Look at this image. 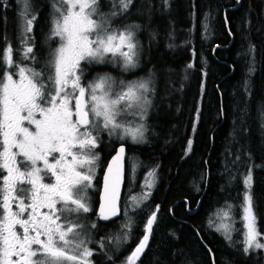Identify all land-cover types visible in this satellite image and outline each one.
I'll use <instances>...</instances> for the list:
<instances>
[{"label": "snow or ice", "instance_id": "6c2138e0", "mask_svg": "<svg viewBox=\"0 0 264 264\" xmlns=\"http://www.w3.org/2000/svg\"><path fill=\"white\" fill-rule=\"evenodd\" d=\"M133 2L110 0L111 11L104 13L99 10V0H54L51 35L59 37L60 45L46 66L47 75L15 62L10 43L0 54V264H94L95 252L88 247L91 241L85 239L79 217L91 211L87 193L93 187L100 133L142 142L149 85L147 81L117 84L108 75L85 84L81 64H104L119 58L124 69L137 67L139 25L117 29L111 23L128 13ZM22 3L18 55L23 61H35L30 41L37 14L31 11L29 0ZM129 116L134 119H121ZM124 156L121 145L107 168L100 219L119 214ZM45 176L53 182L44 183ZM149 176L153 182H146V187L150 188L155 171ZM252 184L250 168L243 177L245 191L239 205L245 253L264 249ZM131 199L138 203L137 197ZM156 211L147 219L145 234L125 264H136L148 247ZM218 215L219 223L210 220L209 226L231 241L232 232L237 231L232 206ZM128 238L126 232L117 243ZM99 247L103 250V241Z\"/></svg>", "mask_w": 264, "mask_h": 264}, {"label": "trees", "instance_id": "16d2710c", "mask_svg": "<svg viewBox=\"0 0 264 264\" xmlns=\"http://www.w3.org/2000/svg\"><path fill=\"white\" fill-rule=\"evenodd\" d=\"M1 1L0 54L10 43L16 58L22 47L18 42L21 12L16 0H8L4 10ZM154 1L153 21L146 18L152 0L137 10L143 35L150 33L145 38L149 58L145 60L163 82L166 79V92L174 98L164 100L170 108L154 124L161 137L152 138L151 147L130 148L159 169L158 184L149 200L152 209L158 208L157 219L149 246L136 264H212V253L216 264H264L263 256H241L209 226L214 210L223 208L235 199L236 191L245 189L243 177L250 168L256 215L264 226V0H240L238 9L233 8L237 0H167L160 11L158 0ZM29 2L39 20L31 40L36 42L37 52L51 10L47 0ZM106 10L111 11L110 4ZM137 12L134 7L132 13ZM169 42L172 49L166 48ZM201 56L205 57L204 70ZM252 58L253 66L250 61L247 64ZM17 62L22 64L20 59ZM245 64L251 69L249 75ZM106 68L104 71L121 75L119 68ZM234 181L236 186L231 189ZM198 185L200 195L196 193ZM199 199L200 209L191 215ZM134 216L132 239L124 245L121 259L106 255L96 264H125L145 234L149 218L144 209Z\"/></svg>", "mask_w": 264, "mask_h": 264}, {"label": "rangeland", "instance_id": "374dc122", "mask_svg": "<svg viewBox=\"0 0 264 264\" xmlns=\"http://www.w3.org/2000/svg\"><path fill=\"white\" fill-rule=\"evenodd\" d=\"M16 2H17L18 11L22 12L23 11L22 0H16ZM50 2L52 4L54 2V0H51ZM150 2H151V0H134L130 10L128 11V13H126L123 16H117V17L112 19V22H111L112 27L117 28V29H122L121 23L123 25L124 17L126 19V24L123 25V27H125L126 25H139L138 23H135L134 20L132 19V17L135 15V13H132L133 8L136 7V12H137V10L142 8L145 4H147L149 6ZM152 2H153V6H151V11L146 16V18L151 20V21L154 20V13L156 11V7L154 6L155 1L152 0ZM164 2H165V0H158L157 11H160V9L162 7V3H164ZM101 4H102V1L99 0V5H101ZM107 4H108V6L110 4V9H111L110 0H108ZM6 8H8V5L5 4L3 6V10ZM50 10L52 12V15L50 16V21L52 23L53 19L55 17V11L51 7V5H50ZM108 12H110V11L106 10L105 13H108ZM136 15L139 16L138 12L136 13ZM168 25H169V27H171L172 22L170 21V24H168ZM52 27H53V24H51V30H52ZM138 34H139V28L136 30V40L138 42V48H137L138 64H137V67L130 69V70H132V74L136 73L140 69L139 66H141V60H142L141 55L145 52L143 42L137 38ZM148 35H150V33H146L145 35H143V37L147 38ZM178 38L179 37H174V40H176ZM186 38H188V37H186ZM49 40L50 41L57 40V41H56L55 45H53V44L51 45V42H48L47 43V49H48L47 54L45 56H42L40 61L35 60V65H36L35 69L37 71H43L45 73V75H47L48 71H49L46 66L48 65V62L50 61V59L52 57L53 50H55L60 45L59 37H54L51 35V33L49 35ZM210 40H212V39H210ZM30 43L33 44L32 41H30ZM50 45H51L52 49H50ZM16 50L18 51L19 47L16 48ZM35 53H36V51H34V54ZM14 54H15V52L13 50V60L15 62H17V60L20 59L22 62L21 65L30 64L32 62V61H23L19 55H17V57H16L17 59H16L14 57ZM240 58H241V56H240ZM249 61H250L251 66H253L254 62H255L254 58H252L251 60L250 59L247 60V64L249 63ZM105 63H107L106 66L109 65V66H112L114 68H119L121 70L122 65H121L119 58H117V60L115 62H107L106 61ZM39 65L42 66L44 69L37 68ZM245 66H246V64H245ZM81 67L84 70L86 68L85 64L83 62L81 64ZM247 70H248V75H249L251 73V69L250 68L248 69V67L246 66L245 71L247 72ZM103 75L111 76L117 82V84H119V82L121 81L118 78L119 76L117 74L113 73L112 71L96 72V73H94L93 78L95 79L97 76H103ZM84 76L85 75H83V81L85 82ZM17 78L18 77H14V79H17ZM123 81L125 83L134 82V81H147L148 85H149V91L147 93V98L150 101V104L147 106L146 118L142 121V123L144 124V127H145L143 141L139 142V143H134L131 141L130 138H125V139H121V143H125L130 147H131V145H133V146L145 145V147H150V145L152 144V138H151V134H150L151 124H152V122L153 123L159 122L161 117H164L167 115V110H169V109H168V105H166L164 103V100L166 98H169L172 100L174 98V96L172 94H167V92H166V85H167L166 79L163 82L159 78L157 71H152V68L147 73H143L140 76L134 75L133 77L125 79ZM158 88L161 89V92H160L159 96L158 95L156 96L155 91ZM232 95H234V93ZM121 119L133 120L134 118L129 116L127 118L121 117ZM135 121H136V123H141L139 118H135ZM112 137H114L113 140H112ZM117 138H118L117 135L109 136L106 131L100 133V146H99V148L96 149V151L99 155V159L97 161V166L95 169V176H96L97 170L100 169V167L102 165H104V163L106 161V156L104 155L105 154V147H107V151L111 152L110 150L113 149L111 147L113 144L115 145ZM111 140L113 142H110ZM102 149H104V151H102ZM109 152H106V153H109ZM153 171H155L154 186L149 188V187H146V182H153L152 177L149 176V173H151ZM235 175H236V172H235L233 178H235ZM204 176H206V175L204 174ZM158 180H159V169L157 167H154L149 162L142 160L140 158V156L136 155L135 153H130V152L128 153V156L126 159V181H125V188H124V193H123L122 202H121L122 216L114 228L116 232L114 230H112V232L114 234H113V236H111L112 240H110L109 247L107 248V252L109 253V256L115 257L116 255H119L120 249L122 252L124 250V245H126L132 239L131 230L135 224L134 223V219H135L134 213L135 212H138V211L144 209L145 212H148L149 218H150L152 213L154 211H156L155 209H152L149 206V200L151 199L152 192L155 190V188L158 184ZM92 183H93V187L90 188V190L92 191V195L88 196V203H89V206L91 209V211L88 212V214L90 216L92 213H94V211L96 209V199H97V193L99 190V182L93 181ZM235 186H236V183L234 181L231 189H233ZM200 187H201V185H198V187L196 186L197 195H200L202 192ZM244 191H245V189L242 192L236 191L235 199L233 201H227V204H225V206L223 208H218L217 210H214V212L212 213V215L209 218V221L213 220V221H216L217 223H219V215L218 214L220 213V211L222 209H227L228 205H231L232 206V216L235 219V228L237 229V231L232 232V239H231V241L226 239L227 242L229 243V245L232 248L236 249L240 253V255L243 257H246V254L249 255V254H253V253L257 254V256L260 255V256L264 257V249H251L247 253H245L243 251L245 245L243 244L244 236H243V228H242V224H241V220H240L241 210H240L239 205L242 203ZM148 193H150V195H148ZM133 196L137 197L138 203H136V204L133 203V201L131 199ZM253 200H254V197H253ZM254 207H255V201H254ZM89 221H90V223L88 224V226L84 227L83 231L88 229V228L90 229L91 225H93V224H95V226H96L95 221H93V219H90L89 217H87V215L84 213L82 215L79 223L86 224ZM125 225H127V227H125ZM145 227H146V224L144 226V229H145ZM258 227H259V230L261 231V233H264V226H262L261 224L258 223ZM211 228L216 230L215 226H212ZM126 232L129 234L128 240L126 242L117 243V238L123 237ZM217 232L222 237H225L222 234V232H219V231H217ZM91 238H93V237L91 236ZM139 241L137 242V244L139 243ZM261 242L264 243V239H262ZM137 244L134 246L133 250L135 249Z\"/></svg>", "mask_w": 264, "mask_h": 264}, {"label": "flooded vegetation", "instance_id": "af4514ba", "mask_svg": "<svg viewBox=\"0 0 264 264\" xmlns=\"http://www.w3.org/2000/svg\"><path fill=\"white\" fill-rule=\"evenodd\" d=\"M51 0H47V2H48V4L49 5H51V2H50ZM102 1V4L101 5H99V10L101 11V12H104L105 13V9L106 8H108V4H107V2H108V0H101ZM1 2H3L4 4L5 3H8V0H2ZM155 7L157 6L156 4L154 5ZM104 8V9H103ZM52 15V12H50V16ZM133 20H134V22L135 23H138L139 24V34H138V39H140L142 42H143V46H144V50H145V52L141 55V57H142V60H141V66H139L140 67V69L136 72V73H134V74H132V70H130V69H124L123 67H121V70H120V72H121V75L119 76V79L121 80V81H123V80H125V79H128V78H131V77H133L134 75H136V76H140V75H142L143 73H147L151 68H152V71H156V69L154 68V67H152L151 65H149L148 66V64H147V60H145L146 58H148L146 55H147V53H146V51H147V49H148V46H146L147 44H146V39L143 37V34H144V31H143V26H142V24H141V20H140V17L138 16V15H134V17H133ZM39 24V20H36L35 21V23H34V26H33V32L31 33V35H32V37L33 36H35L36 35V28H37V25ZM51 24H53V23H51V21L50 20H48V26H46V32L44 33V36L42 37V39H41V49L39 50L38 49V51L34 54L35 55V60H39L40 61V59H41V57L42 56H45L46 54H47V52H48V49H47V43L48 42H51L50 40H49V35H50V33H51ZM126 24V19H125V17H124V19H123V25H125ZM45 25V24H44ZM46 35V36H45ZM33 39H35V38H33ZM56 41L57 40H54L53 42L54 43H56ZM59 41V40H58ZM53 43L51 42V45H52ZM34 45V51L36 50V42L33 44ZM51 45H50V49H52L51 48ZM203 45L204 44H202L201 46L203 47ZM7 47V46H6ZM166 48H168V49H172V46H171V42H169L168 44L166 43ZM6 48H2V50H1V54L4 52V50H5ZM217 49V48H216ZM54 51V50H53ZM38 54V55H37ZM213 55H214V52L212 53ZM203 55V54H202ZM202 58H201V67H202V69L204 70V59H205V57L204 56H201ZM148 60H149V58H148ZM30 67H33V68H35L36 67V65H35V61H32L30 64H28ZM106 65H107V63H104V64H90V65H85V70H84V77H85V82L83 81V77H82V82L83 83H85V84H87V82H90V81H92V80H94V78H93V75H94V73H96V72H104V70L105 69H107L106 68ZM188 65V64H187ZM109 66V65H108ZM146 67L147 69H145V68H143V67ZM37 68H39V69H44L42 66H38ZM160 92H161V89L160 88H158L156 91H155V93H156V96L158 95L159 96V94H160ZM168 108H170L169 106H168ZM74 119H75V117H74ZM154 124L155 123H153L152 122V124H151V127H150V134H151V138H157V137H161V133L159 132V128L158 127H156V126H154ZM117 136H118V138H117V144L115 145V148L113 149V151H111L110 153L111 154H109V156H108V158H107V153H105L104 155L106 156V161H105V163H104V165H102L101 167H100V169H98L97 170V173H96V176L94 177V180L93 181H95V182H99V190H98V193H97V199H96V209H95V211H94V213H92L91 214V216L88 214V213H85L86 215H87V217H89L90 219H93V221H95V223H96V226L93 228V227H90V229L88 228V229H86V230H82L83 231V235H84V237H85V239L86 240H89V241H91V243H89L88 244V247L89 248H91V249H93L94 250V252H95V254H94V256L91 258L93 261H94V264H96L98 261H99V258L101 257H103V256H106L107 258L109 257V253L107 252V248L109 247V242H110V240H112V238H111V236H113V232H112V230H114L115 231V226H116V224H117V222H119V220L121 219V217L119 218V219H117V220H115V221H112V222H107V223H104V222H102L101 220H100V218L98 217V208H99V203H100V193H101V190H102V181H103V175H104V171H105V169H106V166H107V163H108V161L110 160V158L114 155V153H115V151H116V149H117V147L119 146V145H121V139L119 138V134H117ZM113 138L114 137H112V140H113ZM110 141V142H113V141ZM119 142V143H118ZM109 143V142H108ZM127 145V144H126ZM152 145V144H151ZM151 145H150V147H151ZM132 147H134L133 145H131ZM145 146V145H144ZM132 147H130V146H128L127 145V156H128V153L130 152V153H135L136 154V151L134 150V151H132V150H130V148H132ZM135 148V147H134ZM136 148H137V146H136ZM137 150V149H136ZM102 151H104V149H102ZM105 151H107L106 149H105ZM153 152V151H152ZM103 155V156H104ZM136 155H138V154H136ZM141 158V157H140ZM18 159H19V157H18ZM126 159H127V157H126ZM153 160V158H151V161ZM50 162H52V158H50ZM152 162H150V164H151ZM152 165V164H151ZM157 167V166H156ZM44 183H52L53 182V179L52 178H50V177H48V176H45V178H44V181H43ZM90 195H92V191L89 189L88 190V193H87V196H90ZM200 200V199H199ZM199 200H198V202H199ZM187 202H189V201H187ZM198 202H197V204H198ZM189 205H187V207H188ZM58 207H59V205H58ZM195 209V208H194ZM190 210H191V208H190ZM194 210H192V212H193ZM192 212H190V214L191 215H193V213ZM256 212V211H255ZM83 215V214H82ZM82 215L79 217V222H80V219H81V217H82ZM156 216H157V212H156ZM90 223V221L89 222H87L86 224H82V225H84V227L85 226H88V224ZM258 223H259V220H258ZM154 225H155V223H154ZM153 225V226H154ZM84 227H83V229H84ZM17 231L19 232V231H21L20 229H19V227H17ZM116 232V231H115ZM91 236L93 237V238H91ZM96 237V238H95ZM100 241H103L104 242V248H103V250H101V248L99 247V242ZM149 246V245H148ZM143 255V254H142ZM141 255V256H142ZM247 255V254H246ZM141 256H140V258H141ZM119 258L121 259V249H120V251H119ZM13 259L15 260L16 258L15 257H13ZM140 260V259H139ZM99 263V262H98ZM137 263V262H136Z\"/></svg>", "mask_w": 264, "mask_h": 264}, {"label": "water", "instance_id": "95a60500", "mask_svg": "<svg viewBox=\"0 0 264 264\" xmlns=\"http://www.w3.org/2000/svg\"><path fill=\"white\" fill-rule=\"evenodd\" d=\"M237 2H238V5H237V6H234V7H233L234 9H238V8H240V6H241L240 0H237ZM226 12H227V10H226L225 13H224V17H225V20H226V28H227V30H229L230 28H229V22H228V20H227V14H226ZM230 45H231V44H230ZM230 45H229V46H230ZM229 46H228V47H229ZM219 47H220V46H219ZM220 48H222V47H220ZM225 48H227V47H225ZM217 89H218V87H217ZM121 145H123V146L125 147V156H124V160H123V169H124V172H123V183H122L121 188H120L119 201H118L119 214L116 215V216H114V217H112V218L109 219V220H103V219H100V220H101L102 222H104V223H107V222L109 223V222L115 221V220L119 219V218L122 216L121 202H122V197H123L124 188H125V181H126V157H127V145H125V144H121ZM121 145H119V146L117 147V149H116L114 155H113V156L110 158V160L108 161L107 166H106V169H105V171H104L103 181H102V190H101V193H100V203H99V207H100V205L103 203L104 178H105V175L107 174V168H108V166L111 164L112 158L117 154L118 149H119V147H120ZM208 181H209V176H208V178H207V186H208ZM201 200H202V199L199 200V202H198V204H197V207H196V208L194 209V211L192 212L193 214H195V213L200 209V206H201ZM188 205H189V203H188ZM98 211H99V208H98ZM149 241H150V240H149ZM148 245H149V243H148ZM147 248H148V247H147ZM147 248L145 249V251L147 250ZM145 251H144V252H145ZM144 252H143V253H144ZM211 258H212V264H216V262H215V256H214L213 253H212V255H211Z\"/></svg>", "mask_w": 264, "mask_h": 264}]
</instances>
